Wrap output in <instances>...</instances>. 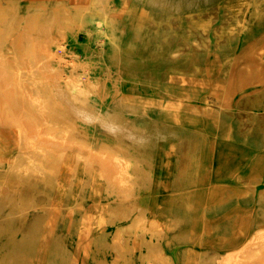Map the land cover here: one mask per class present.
<instances>
[{
    "label": "rangeland",
    "instance_id": "374dc122",
    "mask_svg": "<svg viewBox=\"0 0 264 264\" xmlns=\"http://www.w3.org/2000/svg\"><path fill=\"white\" fill-rule=\"evenodd\" d=\"M85 1L0 0V264H150L140 235L177 264H207L194 254L203 226L216 224V246L239 211L250 233L223 254L264 236V76L250 72L264 71V0H107L106 23ZM56 85L94 122L68 111ZM28 120L54 139L65 127L60 142L32 139ZM208 183L241 194L204 218ZM117 231L132 252L111 250Z\"/></svg>",
    "mask_w": 264,
    "mask_h": 264
},
{
    "label": "bare ground",
    "instance_id": "6f19581e",
    "mask_svg": "<svg viewBox=\"0 0 264 264\" xmlns=\"http://www.w3.org/2000/svg\"><path fill=\"white\" fill-rule=\"evenodd\" d=\"M30 1V0H29ZM174 0H144V3L148 5H164V4H170L172 3ZM177 1V6H186L188 8H192L193 6H197L198 4V0H175ZM208 2H212L213 0H205ZM248 1V0H247ZM202 2V1H201ZM219 2V1H218ZM71 3V2H70ZM175 3V4H176ZM75 4V3H74ZM85 5L89 6V7H93L98 11V14L102 17V19L105 21V23L107 22V20H112L113 17H111L110 15V8L107 6V0H86ZM201 4V3H200ZM199 4V5H200ZM231 4V3H230ZM248 4V3H246ZM225 5V4H224ZM112 6V5H111ZM213 6V5H212ZM211 6V7H212ZM113 7V6H112ZM204 7V6H203ZM229 7V6H228ZM199 8V6H198ZM213 8V7H212ZM243 8V7H242ZM117 9V8H116ZM194 9V8H193ZM197 9V8H196ZM228 9V8H227ZM235 9V8H234ZM245 9V8H244ZM118 10V9H117ZM191 10V9H190ZM209 10V9H208ZM241 10V9H240ZM113 11V10H111ZM207 11V10H206ZM212 11V10H211ZM187 12V11H186ZM189 12V10H188ZM218 12V11H217ZM238 12V11H237ZM246 12V11H245ZM244 12V13H245ZM68 11L67 10H63V16L65 18L68 19ZM204 14V13H203ZM208 14V13H207ZM223 14V13H222ZM226 14V13H225ZM229 14V13H228ZM234 14V13H232ZM127 15V14H126ZM90 16V15H89ZM92 16V15H91ZM212 16V15H211ZM229 16V15H228ZM210 17V16H209ZM233 17V15H232ZM244 17V16H243ZM198 18V16H197ZM211 18V17H210ZM240 18V17H239ZM186 19V18H185ZM190 19V18H189ZM199 19V18H198ZM212 19V18H211ZM237 19V18H236ZM172 20V19H171ZM196 20V19H195ZM210 20V19H209ZM71 21V18H70ZM174 21V20H173ZM178 21V20H176ZM192 21V20H191ZM200 21V20H199ZM208 21V20H207ZM241 21V20H240ZM147 22V21H146ZM172 22V21H171ZM190 22V21H189ZM195 22V21H193ZM202 22V21H201ZM201 22H197L198 24ZM204 22V21H203ZM238 22V21H237ZM196 23V22H195ZM196 23V24H197ZM206 23V22H205ZM209 23V22H208ZM215 23V22H214ZM224 23V22H223ZM229 23V22H228ZM177 24V23H176ZM190 24V23H189ZM203 23H201L202 25ZM207 24V23H206ZM211 24V23H210ZM231 24V22H230ZM239 24V23H238ZM71 25V24H70ZM200 25V24H199ZM208 25V24H207ZM206 25V26H207ZM229 25V24H228ZM240 25V24H239ZM153 26V25H152ZM164 26V25H163ZM174 26V23L173 25ZM204 26V27H206ZM17 27V26H16ZM15 27V28H16ZM73 26H71L72 28ZM154 27V26H153ZM166 27V25H165ZM188 27V26H187ZM192 27H194V25H192ZM201 26H199L200 28ZM226 27V26H225ZM233 27V26H232ZM231 27V28H232ZM196 28V26H195ZM235 28V27H233ZM237 28V27H236ZM17 29V28H16ZM156 29V28H155ZM164 29V28H163ZM168 29V28H167ZM177 29V28H176ZM175 29V30H176ZM205 30V28H202ZM221 29V27H220ZM166 30V28H165ZM169 30V29H168ZM174 30V29H173ZM180 30V29H179ZM187 30V29H186ZM196 31H198L197 29H195ZM203 32V31H202ZM217 32V31H216ZM223 32V31H222ZM222 32L220 34H222ZM231 32V30H230ZM233 32V31H232ZM86 33V32H85ZM185 33V32H184ZM239 33V32H238ZM87 34V33H86ZM99 34V33H98ZM199 34V33H198ZM201 34V33H200ZM206 34V33H204ZM208 34V33H207ZM230 34V33H229ZM234 34V32L232 33ZM82 35V34H81ZM164 35V34H163ZM186 35V34H185ZM87 36V35H86ZM173 36V35H172ZM197 36V34H196ZM237 36V34H236ZM21 37V36H20ZM174 37V36H173ZM186 37V36H185ZM188 37V36H187ZM186 37V38H187ZM206 37V36H205ZM214 37V36H213ZM19 37H15V39L18 40ZM178 38V37H177ZM181 38V37H180ZM193 38V37H192ZM208 37L205 38V40ZM215 38V37H214ZM230 39V37H228ZM233 38V37H232ZM14 39V38H13ZM71 39V38H70ZM172 39V38H171ZM203 39V38H202ZM201 39V41H203ZM221 39V38H220ZM234 39V38H233ZM169 40V39H168ZM197 40V39H196ZM210 40V39H209ZM20 41V40H19ZM177 41V40H176ZM180 41V40H179ZM183 41V40H181ZM207 41V40H206ZM217 42V40H215ZM232 41V40H231ZM17 42V41H16ZM172 42H174L172 40ZM171 42V44H173ZM199 42V41H197ZM205 42V41H204ZM209 42V41H208ZM219 42V40H218ZM102 43V42H101ZM226 43V42H225ZM224 43V44H225ZM16 44V43H15ZM97 44V43H96ZM164 44V43H163ZM186 44V43H184ZM194 44V43H193ZM200 44V43H199ZM205 44V43H204ZM219 44V43H218ZM222 44V43H220ZM18 45V42H17ZM100 45V44H98ZM103 45V43H102ZM101 45V46H102ZM165 45V44H164ZM195 45V44H194ZM206 45V44H205ZM209 45V44H208ZM216 45V44H215ZM227 45V44H226ZM182 46V45H180ZM187 46V45H186ZM219 46V45H218ZM221 46V45H220ZM16 47V46H15ZM184 47V46H183ZM198 47V45H197ZM202 48V47H201ZM209 48V47H208ZM214 48V47H213ZM14 49H17L14 48ZM200 49V47H199ZM215 49V48H214ZM31 50V49H29ZM189 50V49H188ZM234 51V50H233ZM61 52V51H60ZM184 51L182 50V53ZM17 53V52H15ZM197 53V52H196ZM32 54L34 55L35 52L32 51ZM91 54V53H90ZM89 54V55H90ZM152 54V53H151ZM181 54V53H180ZM179 54V55H180ZM193 54V53H192ZM191 54V57L194 55ZM18 55V53L16 54ZM15 55V57H16ZM168 55V54H167ZM19 56V55H18ZM17 56V58H18ZM169 56V55H168ZM178 56V55H177ZM176 55H174V57H177ZM152 57V56H151ZM150 57V58H151ZM154 57V56H153ZM152 57V58H153ZM173 57V56H172ZM74 58V57H73ZM157 57H155L156 59ZM171 58V57H170ZM213 58V57H212ZM18 60V59H17ZM61 60V59H60ZM151 60V59H150ZM196 61V60H195ZM213 61V60H212ZM13 62V61H12ZM191 62V61H190ZM22 63V62H21ZM20 63V64H21ZM19 64V63H18ZM163 64V63H162ZM9 66V65H8ZM18 67V66H17ZM20 67V65H19ZM23 69V64L21 66ZM157 67V66H156ZM148 68V67H147ZM158 68V67H157ZM6 69V68H5ZM9 69V67H8ZM141 69V68H139ZM189 69V68H188ZM10 71L12 69H9ZM51 70V69H50ZM145 70V69H144ZM249 70V69H248ZM7 71V70H6ZM14 72V71H13ZM102 72V71H101ZM252 77H254L257 82L260 80L262 81V78L264 76V71L262 68H260L259 66H254L251 70H250ZM161 74V73H160ZM165 74V73H164ZM249 74V73H248ZM40 75V73L38 74ZM168 75V72H167ZM27 76V75H26ZM42 76V75H41ZM85 76V75H84ZM28 77V76H27ZM140 77V76H139ZM162 77V76H161ZM160 77V78H161ZM72 78V77H71ZM150 78V77H149ZM52 79L54 81H58L59 79V74L58 73H54L52 75ZM73 79V78H72ZM81 79V78H80ZM32 80V79H31ZM34 80V79H33ZM152 80V79H151ZM20 82V81H19ZM30 82V81H29ZM33 83V82H32ZM31 83V84H32ZM12 84V83H11ZM134 84V83H133ZM137 84V83H136ZM184 84V83H183ZM128 86V85H127ZM71 87V85H70ZM96 88V87H95ZM129 88V87H128ZM217 88V87H216ZM23 89V88H22ZM21 89V90H22ZM93 89V88H92ZM17 90V88H16ZM88 90V89H87ZM94 90V89H93ZM127 90V89H126ZM189 90V89H188ZM183 91V90H182ZM193 91V90H192ZM18 92V90H17ZM132 92V90H131ZM160 92V91H159ZM210 92V91H208ZM56 97L57 99L64 105V107L72 112L75 116H77L78 118H80L81 120H83V122H92L95 118L89 114L85 109H83L81 106H78L75 101L70 97V95H68V93L66 91H64L62 88H60L59 85H56ZM76 93V91H75ZM173 93V92H172ZM193 93V92H192ZM180 94V93H179ZM97 95V94H96ZM183 95V94H182ZM194 95V94H193ZM178 96V95H177ZM188 96V95H187ZM186 96V97H187ZM185 97V98H186ZM18 99V98H17ZM158 99V98H157ZM161 99V98H160ZM179 99V98H178ZM187 100V99H185ZM204 100V99H203ZM21 101V98H20ZM101 102V101H100ZM244 102V101H243ZM1 104V102H0ZM51 105V104H50ZM203 105V104H202ZM243 105V104H242ZM25 106V105H24ZM55 106V105H54ZM168 106V105H167ZM166 106V107H167ZM170 106V105H169ZM168 106V107H169ZM2 107V106H1ZM0 107V109H1ZM21 107L23 108V105L21 103ZM37 107V106H35ZM215 107V106H214ZM213 107V108H214ZM242 107V106H241ZM59 108V107H58ZM217 108V107H216ZM5 111V110H4ZM143 112V111H142ZM231 112V111H229ZM248 113V112H247ZM14 114V113H13ZM37 115V114H36ZM231 115V114H230ZM240 115V114H239ZM14 116V115H13ZM101 116V115H100ZM237 116V115H236ZM241 116V115H240ZM243 116V115H242ZM250 116V115H249ZM262 116V114H261ZM260 117V116H258ZM5 118V117H4ZM7 120L10 119L11 120V115L8 114L7 115ZM242 118V117H240ZM238 119V117H237ZM259 119V118H258ZM261 119V117H260ZM97 120V119H96ZM95 120V121H96ZM242 120V119H241ZM262 120V119H261ZM264 120V119H263ZM101 121V119H100ZM94 122V121H93ZM218 122V121H217ZM21 123V122H20ZM7 124H9V121L7 122ZM218 124V123H217ZM89 125V124H88ZM87 125V126H88ZM244 125V124H243ZM16 126V125H15ZM63 126V125H62ZM22 127H24L23 129L25 130L26 134L30 135L32 139H40L42 141L45 140H49L52 138L51 134H49L48 131H41L32 120H28L26 121V123H24L22 125ZM61 127V126H60ZM104 128H106L107 130H109L110 132H115L117 129V127H115L114 125H104ZM65 130V127L63 128ZM63 129H59L58 133L56 135V138H52V141H54L55 144H58L60 142V139L62 138V133H63ZM67 129V128H66ZM217 130V129H216ZM106 131V130H105ZM107 132V131H106ZM172 136V135H171ZM130 137V136H129ZM175 137V136H174ZM157 139V138H156ZM160 140V139H159ZM39 141V140H38ZM147 141V140H146ZM163 141V140H162ZM164 142V141H163ZM15 143V142H14ZM18 144V143H17ZM21 157V156H20ZM39 158V157H36ZM17 162H25L24 160L19 159V157H16ZM68 159V158H67ZM16 161V160H15ZM22 163V164H23ZM25 165V164H24ZM84 165V164H83ZM26 167V166H25ZM32 168V167H31ZM82 168V167H81ZM26 169V168H25ZM28 170V168H27ZM30 170V169H29ZM101 170L103 172V174L105 175V177L109 178L112 176L114 169L113 166L111 164L110 161L106 160L103 161L101 163ZM32 171V170H31ZM30 171V172H31ZM29 172V171H28ZM35 173V171H34ZM37 173V172H36ZM32 176V175H30ZM37 176V174H36ZM35 177V176H34ZM39 177V176H38ZM47 177V175H46ZM241 182V180H240ZM18 186V185H17ZM207 186V191H206V195L204 198V201L202 203V207L200 209V216L205 218V215L207 214V212H213L214 210L221 208L224 204L228 203L229 201H236V199L240 196L241 192H240V188L239 187H232L230 189H227V187H221V186H217L214 187L212 185V183H208L207 185H204V187ZM258 187V186H257ZM3 188V186H2ZM1 188V189H2ZM261 188V187H260ZM205 189V190H206ZM259 189V188H258ZM4 191V189L2 190ZM8 191V190H7ZM146 191V190H145ZM6 192V190L4 191ZM3 192V194H4ZM6 194V193H5ZM261 199L264 200V193L261 195ZM141 207V206H140ZM50 209V208H49ZM54 209V208H53ZM79 209V208H77ZM139 210V209H138ZM159 210L160 209H156L155 214H153L152 216H149L150 219L148 220L149 225L147 226L148 229H150V231L152 232H160L159 229V224H158V219L157 217L159 216ZM95 213V212H94ZM150 214V213H149ZM159 218V217H158ZM259 219V218H258ZM94 222V221H93ZM252 226V220L250 218V215L248 212L245 211H239L237 212L235 219L233 220V223L230 226V234L228 237L224 238L221 242L217 243L216 246L214 244H212V242L210 241L212 239V234H213V230H215L216 224L215 223H206L203 228H202V233L204 234L205 240L202 243V245H200L201 249H203V251H195L194 254L195 255H205V260L208 259V263L210 264H264V236L261 235L260 231L257 230L254 234H253V243L246 246L245 248L241 249L239 252L237 253H229V255H224L222 252V249L227 248L229 246V250L232 248H235V246L237 245V242L242 241L243 239H245L248 235H249V229ZM57 230V229H56ZM99 231V230H98ZM118 235H116L113 239V241L110 243V248L111 250H114L116 252V254H120V255H124L125 252H132V247L129 246L127 244V239H125V241L123 243H121V240L119 239V231L116 232ZM67 234V233H66ZM98 234V233H97ZM129 234V233H127ZM126 234V235H127ZM130 235V234H129ZM136 242V241H134ZM214 242V240H213ZM135 244V243H134ZM187 246V245H186ZM140 253L143 254L148 260L150 264H177L175 262V260L170 259L166 256V254L163 252V249L161 247H159V243L158 242H154L153 240H149L146 239L143 235H140ZM134 248V247H133ZM197 249V248H196ZM123 250L125 252H123ZM177 250V249H176ZM199 250V249H198ZM168 252V251H167ZM173 253V252H172ZM111 255V254H110ZM221 255L223 256V258H219L218 256ZM118 256V255H117ZM121 257V256H120ZM173 257V256H172ZM175 258V256H174ZM125 259V258H124ZM81 260V259H80ZM114 260V259H113ZM203 259L200 257V260L195 259V261L192 264H202ZM113 262V261H112ZM111 262V263H112ZM114 263V262H113ZM207 263V264H208ZM92 264V263H91ZM205 264V263H204Z\"/></svg>",
    "mask_w": 264,
    "mask_h": 264
}]
</instances>
